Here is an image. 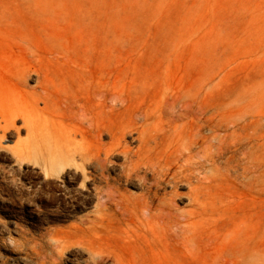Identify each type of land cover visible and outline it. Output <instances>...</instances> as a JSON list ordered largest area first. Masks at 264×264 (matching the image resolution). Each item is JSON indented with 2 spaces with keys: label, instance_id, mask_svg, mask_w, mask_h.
<instances>
[{
  "label": "rangeland",
  "instance_id": "374dc122",
  "mask_svg": "<svg viewBox=\"0 0 264 264\" xmlns=\"http://www.w3.org/2000/svg\"><path fill=\"white\" fill-rule=\"evenodd\" d=\"M0 98V264H264V0H0Z\"/></svg>",
  "mask_w": 264,
  "mask_h": 264
},
{
  "label": "bare ground",
  "instance_id": "6f19581e",
  "mask_svg": "<svg viewBox=\"0 0 264 264\" xmlns=\"http://www.w3.org/2000/svg\"><path fill=\"white\" fill-rule=\"evenodd\" d=\"M45 92H46V91H45ZM0 101H2V99H1V98H0ZM138 133H139V132H138ZM102 134H103V133H102ZM138 138L140 139L141 137H138ZM147 140H148V139L144 140V142H146ZM142 141H143V140H142ZM84 152H87V151H86V147H85V148H82V156H83V157H84ZM62 163H64V164H65V163H66V162H65V160H63V162H62ZM64 164H63V165H64ZM64 166H65V165H64ZM61 169H62V167H59L57 171H58V172H60V171H61Z\"/></svg>",
  "mask_w": 264,
  "mask_h": 264
}]
</instances>
